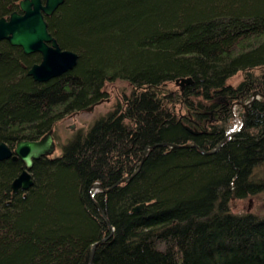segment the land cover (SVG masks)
Wrapping results in <instances>:
<instances>
[{
  "label": "trees",
  "instance_id": "trees-1",
  "mask_svg": "<svg viewBox=\"0 0 264 264\" xmlns=\"http://www.w3.org/2000/svg\"><path fill=\"white\" fill-rule=\"evenodd\" d=\"M14 10L19 0H0V16ZM45 19L78 53L58 76L35 80L41 54L0 41V141L53 129L60 147L34 160L24 191L11 187L23 162L0 160V264H89L102 237L91 264H264V215L230 206L264 189V97L207 152L233 129L232 105L264 94V0H64ZM181 76L192 83L180 89ZM115 80L131 87L125 104L57 142L55 126L107 99ZM159 142L179 145L142 160Z\"/></svg>",
  "mask_w": 264,
  "mask_h": 264
},
{
  "label": "water",
  "instance_id": "water-1",
  "mask_svg": "<svg viewBox=\"0 0 264 264\" xmlns=\"http://www.w3.org/2000/svg\"><path fill=\"white\" fill-rule=\"evenodd\" d=\"M64 0H19L20 11L14 10L7 16H0V41L8 40L12 45L20 46L24 53L39 52L41 58L34 62L27 73L37 81H46L49 78L58 76L63 72L72 69L78 59V53L72 49L63 48L57 41L56 37L48 29L45 15H51L55 9L63 3ZM193 79L190 76H181L175 79V84L182 89L186 84H191ZM259 96L264 97L263 93L255 90L249 101L243 104L244 111L242 113L240 125L234 127L217 143V145L207 152L216 151L221 144L230 136L239 131L245 122L248 113V107ZM190 131L198 133L199 130L186 126ZM74 128V125H70ZM156 144L179 145L173 142H159L150 146H146L143 150V158L146 150ZM184 145H192L185 143ZM55 150V141L53 137V129H49L45 134L37 139H20L11 148L5 141H0V160L11 158L12 160L20 159L23 162L21 171L13 178L11 187L14 192L28 189L33 184L31 167L35 159L44 155H51ZM140 161V163L142 162ZM138 170L136 168L133 173ZM130 176H124L114 184L105 188L110 189L113 185L125 181ZM92 187L95 189L103 188L101 183H94ZM97 204V202H96ZM144 202L135 204L132 210H139L144 206ZM98 205V204H97ZM105 217V215H104ZM105 220L108 222L107 218ZM109 223V222H108ZM106 237H102L93 242L90 249L89 264H91L94 246L101 243Z\"/></svg>",
  "mask_w": 264,
  "mask_h": 264
},
{
  "label": "rangeland",
  "instance_id": "rangeland-1",
  "mask_svg": "<svg viewBox=\"0 0 264 264\" xmlns=\"http://www.w3.org/2000/svg\"><path fill=\"white\" fill-rule=\"evenodd\" d=\"M217 4V5H216ZM213 4L214 9L219 7L222 8L221 3ZM241 79V73L238 72L228 82L236 84ZM107 99L103 100L99 105L91 107V110H83L79 113H74L66 115L61 121L55 126V134L57 135V142L63 143L68 139L77 129L88 127L89 124L97 118L102 112L108 111L114 102L124 103L125 94H129L131 87L124 80H115L108 84ZM106 87V88H107ZM260 97V96H259ZM219 101H224L222 97H217ZM241 103V102H240ZM240 103L232 105V122L230 127L234 128L240 125L243 107ZM70 125H74V128H70ZM55 141V139H54ZM60 154V147L56 146L55 141V150L50 155ZM255 175L259 177H264V164H259L255 167ZM231 210L237 213L251 212L256 215H264V189L252 194L251 196H246L244 199L233 198L230 202Z\"/></svg>",
  "mask_w": 264,
  "mask_h": 264
},
{
  "label": "bare ground",
  "instance_id": "bare-ground-1",
  "mask_svg": "<svg viewBox=\"0 0 264 264\" xmlns=\"http://www.w3.org/2000/svg\"><path fill=\"white\" fill-rule=\"evenodd\" d=\"M177 85V84H176ZM179 88H180V86L179 85H177ZM181 89V88H180ZM189 143H191V142H189ZM192 145H193V143H191ZM222 145V144H221ZM219 149V148H218ZM139 167H140V165H139ZM139 167H138V169H139ZM21 190V189H20ZM27 190V189H26ZM22 191H24V190H22ZM102 215H103V217H104V214L102 213ZM105 218V217H104ZM107 222V221H106ZM108 223V222H107ZM109 224V223H108ZM95 247V246H94ZM91 249V248H90Z\"/></svg>",
  "mask_w": 264,
  "mask_h": 264
}]
</instances>
